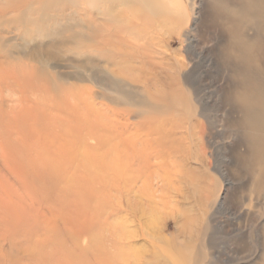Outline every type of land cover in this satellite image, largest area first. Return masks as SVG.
Listing matches in <instances>:
<instances>
[{"label":"rangeland","instance_id":"obj_1","mask_svg":"<svg viewBox=\"0 0 264 264\" xmlns=\"http://www.w3.org/2000/svg\"><path fill=\"white\" fill-rule=\"evenodd\" d=\"M14 1L0 0V264H264V130L252 137L248 115L264 112V19L241 31L257 44L245 62L225 11L238 0ZM131 35L148 46L150 65L140 50L124 69L150 85L113 73L120 56L102 44ZM135 139L147 143L132 158L150 167L138 186L152 178L153 197L122 184ZM85 151L108 174L104 194L62 185ZM131 198L143 211L126 208ZM108 222L120 227L121 251L102 241Z\"/></svg>","mask_w":264,"mask_h":264},{"label":"bare ground","instance_id":"obj_2","mask_svg":"<svg viewBox=\"0 0 264 264\" xmlns=\"http://www.w3.org/2000/svg\"><path fill=\"white\" fill-rule=\"evenodd\" d=\"M2 1V0H1ZM7 1H9V0H7ZM13 2V0H10V2ZM17 1V0H16ZM16 1H14V2H16ZM20 1V0H19ZM19 1H17V3H19ZM40 1V0H39ZM93 1V0H92ZM96 1V0H95ZM95 1H93V3H96L97 4V2H95ZM108 1H110V0H108ZM112 1V0H111ZM115 0H113V2H114ZM4 2H5V0H4ZM9 2V3H10ZM33 2V1H32ZM47 2H49V1H47ZM47 2H43V3H47ZM155 2V1H154ZM36 3V2H35ZM35 3H32V4H34V5H37V4H35ZM89 3V2H88ZM157 3V2H156ZM7 5H8V2L6 3ZM22 4V3H21ZM20 4V5H21ZM26 4V3H25ZM25 4L23 5V6H25ZM41 4V3H40ZM48 4V3H47ZM132 4V3H131ZM141 4H143V3H141ZM2 5H4V4H2ZM11 6H13V4L12 3H10V9H11ZM15 6H18V4L16 5L15 4ZM30 6V5H29ZM39 6V5H38ZM41 6V5H40ZM39 6V7H40ZM0 7H1V5H0ZM7 7V6H6ZM35 7V6H34ZM114 7V6H113ZM142 7V6H141ZM4 8H5V5H4ZM1 9H2V7H1ZM0 9V10H1ZM13 9H15L14 7H13ZM18 9V8H17ZM25 9V8H24ZM33 9H35V8H33ZM129 9V8H128ZM20 10V7H19V9H18V11ZM29 10V9H28ZM142 10V9H141ZM144 10V9H143ZM146 10V9H145ZM151 10V9H150ZM152 10H154V9H152ZM156 10V9H155ZM6 11V10H5ZM30 11V10H29ZM31 11H32V9H31ZM225 11H227V14H226V16H228L229 17V26H228V31H229V34L230 35H232L233 36V38L235 39H233L234 40V46H233V48H232V50H233V53H235L236 55H238V56H240L241 57V55H242V58H241V60L242 61H245V62H247V61H249V58H250V55H252V52H254V50L256 49V46H257V44H256V41L255 42H253V40L252 39H248L247 40V38L246 37H244L242 34H241V31H242V29H243V27H245L246 25H250V24H254V23H256V21H258V20H260L261 18H263L264 19V0H238V2L236 3V4H233V5H230L229 7L227 6L226 8H225ZM1 12H4V10L3 11H1ZM14 12V11H13ZM22 12V11H21ZM9 13V12H8ZM15 13V12H14ZM29 13V12H28ZM36 13V12H35ZM162 13H163V11H162ZM165 13V12H164ZM19 14V12L17 13V15ZM9 15V14H8ZM16 15V16H17ZM20 16H21V14H19ZM23 16H24V12H23V14H22ZM26 15V14H25ZM127 15H129V13L127 14ZM163 15V14H162ZM164 15H168V14H164ZM174 15V14H173ZM14 16V15H13ZM22 16V17H23ZM153 16V15H152ZM3 16H1V18H2ZM8 17H10V16H8ZM19 17V16H18ZM26 17V16H25ZM4 18V17H3ZM7 18V17H6ZM6 18H5V22H6ZM10 18H12V17H10ZM14 19H16L15 17H13ZM20 18V17H19ZM33 18V17H32ZM28 19H29V17H28ZM27 19V20H28ZM157 19V18H156ZM166 19V18H165ZM169 19V18H168ZM9 20V19H8ZM170 20H172V18L171 19H169V22H170ZM16 22L18 21V20H15ZM20 24H21V22H20V19H19V21H18ZM17 22V23H18ZM29 22H30V19H29ZM9 23V22H8ZM16 23V24H17ZM18 23V24H19ZM27 23V22H26ZM123 23V22H122ZM167 23V22H166ZM23 24V23H22ZM116 24H119V22L118 23H116ZM133 25V24H132ZM123 26V25H122ZM9 27V26H8ZM237 27H240V29L239 28H237ZM136 28H137V26H136ZM25 34V33H24ZM31 34H32V32H31ZM26 35H29L28 34V32H26ZM24 36V35H23ZM22 38H24V37H22ZM28 38V37H27ZM26 39V38H25ZM131 40L132 41H134L135 40V38L133 37V35H131V37H130V40L129 41H116L114 38H112V39H109V41L108 42H105V40H104V42H102V44H103V46L105 47H107V46H109V47H111V50H112V52L113 53H116V54H118L119 56H120V58H119V61H121V63L122 64H119V65H117V67H116V69L117 70H115V71H113V73H115V72H117V74H122V75H124V76H126V79L128 78V80L130 81V82H133V83H143V84H145V85H150V84H152L153 82L151 81L152 80V78H149V77H146V78H141L139 75H134L131 71H133L134 70V68L133 67H131L130 69L129 68H127L128 70H125L124 68V66L126 65V64H133V63H136V60L138 59V57L136 56V51H138V53H139V51L140 50H142L143 51V53H142V62H140V65H144L145 63H148V65H150V63H149V54L147 53L146 54V48L148 47L147 45L146 46H144L143 44H141L140 46L138 45V44H136V43H131ZM26 41H28V40H26ZM31 41V40H30ZM36 41V40H35ZM135 41H137V40H135ZM236 41H237V43H236ZM32 42V41H31ZM1 48V47H0ZM92 49V48H91ZM149 49V48H148ZM89 50V49H88ZM101 50H104V48H100V49H98V52H100ZM73 51V50H72ZM226 52V51H225ZM149 55V56H148ZM100 57H102V56H100ZM116 57V56H115ZM103 58V57H102ZM240 60V59H239ZM121 65V66H120ZM114 66H116V65H114ZM137 68H139V70L141 71L142 70V67L141 66H136ZM106 68V67H105ZM114 68V67H113ZM123 68V69H122ZM104 69V68H103ZM105 71L107 72V70L105 69ZM109 71H110V69H109ZM47 72V71H46ZM112 72V71H111ZM134 72V71H133ZM110 75H112L113 77H114V74H111L110 73ZM47 76V75H46ZM48 77V76H47ZM118 78H120V77H116V79H118ZM157 78V81H159V78H161V76H157L156 77ZM170 79L172 78V77H169ZM173 79V78H172ZM36 80V79H35ZM115 83V82H114ZM109 84V83H108ZM115 85V84H114ZM124 86V85H123ZM171 89V88H170ZM32 93V92H31ZM41 95V94H40ZM171 96V95H173L172 94V92H167V96ZM79 96H80V94H79ZM72 97V96H71ZM69 98H70V96H69ZM78 98V97H77ZM71 99V98H70ZM76 99V98H75ZM84 100V99H83ZM89 100V99H88ZM174 100V99H173ZM72 101V100H71ZM77 101V100H76ZM78 103V102H77ZM245 103H248V101H245ZM262 103V102H261ZM89 104V103H88ZM69 105V104H68ZM80 105V104H79ZM82 105V104H81ZM87 105V104H86ZM89 107H91L92 109H93V107H92V105L90 106V105H88ZM261 106H263V109H264V103H262V105ZM88 107V108H89ZM83 110V109H82ZM87 111V110H86ZM94 112V111H93ZM98 112V111H97ZM65 113V112H64ZM70 113H71V111H70ZM68 114V113H67ZM60 115V114H59ZM58 115V116H59ZM62 115V114H61ZM70 115V114H69ZM116 115V114H115ZM248 115L249 116H253L254 118H255V116H256V118H257V120L256 121H254V122H250V124H251V126L249 127V131H250V133H251V136L253 137H255V136H257V134L259 135V133H260V131L262 132L263 130H264V112L263 111H261V112H256V111H254L253 112V110H249V112H248ZM63 116V115H62ZM85 116V115H84ZM95 116H96V114H95ZM101 116V115H100ZM99 116V117H100ZM80 117H81V115H80ZM83 117V116H82ZM85 118V117H84ZM87 118V117H86ZM89 118V117H88ZM87 118V119H88ZM98 118V117H97ZM106 118V117H105ZM109 118V117H108ZM61 119V118H60ZM92 119H96V117H93L92 116V118H89V120L90 121H92ZM99 119H101V118H99ZM116 119V118H115ZM93 120V121H94ZM103 120H104V118H103ZM102 120V121H103ZM59 122H60V120H58ZM62 121V120H61ZM78 121V120H77ZM88 121V120H87ZM100 121L101 120H99V123H100ZM114 121L115 120H113V123H114ZM52 123V122H51ZM70 123H71V121H70ZM72 123H73V121H72ZM81 123V122H80ZM85 123V122H84ZM88 123H89V121H88ZM101 123H103V122H101ZM105 123H107V122H104V124ZM57 124V123H56ZM55 124V125H56ZM109 124V123H108ZM112 124V123H111ZM111 124H109L110 126H111ZM119 124V123H118ZM48 126H49V122H48V124H47ZM91 125V126H90ZM58 126V125H57ZM89 126H90V128L91 129H93V128H95L94 126L95 125H93L92 123H90L89 124ZM114 126V125H113ZM122 126V125H121ZM60 127V126H59ZM63 127V126H62ZM88 127V126H87ZM103 127H104V125H103ZM106 127H108V125L106 126ZM115 127V126H114ZM61 128V127H60ZM81 128H82V126H81ZM87 129H89V128H87ZM91 129H89V130H91ZM121 129V128H120ZM62 130H64V128H62ZM94 130V129H93ZM97 130V129H96ZM107 129H105V131H106ZM112 130V129H111ZM72 131V130H71ZM108 131H109V129H108ZM120 131V130H119ZM138 131H140V130H138ZM143 131V130H142ZM156 131V133L155 134H158L157 133V130H155ZM57 133V132H56ZM67 133V132H66ZM95 133V132H94ZM103 133H104V131H103ZM139 133V132H138ZM55 134V133H54ZM106 134V133H105ZM110 134V133H109ZM109 134H107V135H109ZM167 134V133H166ZM165 134V135H166ZM96 135V134H95ZM97 135H98V133H97ZM96 135V136H97ZM112 135V134H111ZM119 135V134H118ZM121 135H122V133H121ZM143 135V134H142ZM161 135V134H160ZM160 135H158V136H160ZM168 135V134H167ZM57 135H55L54 137H56ZM116 136V135H115ZM123 136V135H122ZM150 136V135H149ZM162 136V135H161ZM46 137H48V136H46ZM54 137H52V138H54ZM83 137V136H82ZM82 137H81V139H82ZM94 137V136H93ZM44 138H45V136H44ZM76 138V137H75ZM111 138V137H110ZM162 139H164V137H161ZM166 138H167V136H166ZM50 139V138H49ZM81 139H80V142H81ZM116 139V138H115ZM120 139V138H119ZM130 139V138H129ZM144 139V138H143ZM254 139V138H253ZM84 140V139H83ZM110 140H112V139H110ZM140 140V139H139ZM167 140V139H166ZM55 140H53L52 142H53V144H56L55 142H54ZM74 142H75V140H74ZM37 143V142H36ZM147 143V141H144V140H140L139 141V143H138V140L136 141V139H135V141L134 142H131L130 143V146H129V151H128V153H130L131 154V157H130V162L132 163L131 164V166L129 165V167H127L126 168V170L128 169L129 170V173H131V176L129 177V178H127V179H125V180H123V182H122V184L124 185V188L126 189V192L127 193H131V194H134V196L135 195H137L138 197H140L141 199L142 198H144V197H153L156 193H157V190H155V189H152V187L151 186H149V184L151 185V182H152V178L150 179V177L148 178V180L145 182H143V184H141L140 186H138V177L141 175V174H145V173H143V172H148V171H150L149 169H150V167L148 166L149 165V161L147 160V159H145V156H141L140 155V157L138 158V157H136V162H137V164L135 163V160H134V158H132L133 156H139V154H140V152H139V150H138V146H142L143 144H146ZM75 145H76V143H74ZM125 144V143H124ZM55 146H57V145H55ZM62 146H64L63 144H62ZM72 146V145H71ZM58 147V146H57ZM84 147H87V146H85L84 145ZM53 148L54 149H56L54 146H53ZM79 148V147H78ZM82 148V147H81ZM100 148V147H99ZM88 149H89V147H88ZM62 150H64V149H62ZM126 150V149H125ZM124 150V151H125ZM58 151V150H57ZM56 151V152H57ZM99 151V150H98ZM44 152V151H43ZM80 152H81V150H80ZM104 152V151H103ZM127 152V151H126ZM125 152V153H126ZM91 153V152H90ZM93 153V152H92ZM98 154H99V152H97ZM154 153V152H153ZM158 153V152H157ZM53 154H54V152H53ZM60 154V153H59ZM84 155H83V158H82V162H78V161H75V163L74 164H70V166H69V173H68V176H67V178H66V185L63 183L62 185H64V187L66 186V189H68V190H71V191H74V189H76L77 191H78V193L79 194H82V193H85V194H88V195H91V194H93V196H95V195H98V194H104V191H106V189L108 188V183H109V178H108V174H107V172H105V171H103V175L101 176V172L98 174L97 173V166L98 165H96V169L95 168H92V161H90L89 159H90V157H89V155H88V153L85 151L84 153H83ZM56 155V154H55ZM55 155H53V156H55ZM58 155V154H57ZM71 155V154H70ZM69 155V156H70ZM82 155V154H81ZM101 155V154H100ZM129 155V154H128ZM145 155V154H144ZM96 156V155H95ZM67 157V156H66ZM72 157H73V153H72ZM170 157V156H169ZM46 158V157H45ZM48 158V157H47ZM64 158V157H63ZM102 158V157H101ZM100 158V159H101ZM137 158H138V161H137ZM154 158V157H153ZM159 157L157 156L156 157V159H158ZM57 159V158H56ZM72 159V158H71ZM165 159V158H164ZM58 160V159H57ZM78 160H79V158H78ZM94 160V159H93ZM125 160H126V158H125ZM34 161V160H33ZM42 161H44V159L43 160H41V162ZM45 161H47V160H45ZM70 161V159L68 158V160H67V162H69ZM101 161L104 163V159L102 160L101 159ZM49 162V161H48ZM106 162V161H105ZM162 162V161H161ZM170 162V161H169ZM173 162V161H172ZM95 163V162H94ZM102 163V164H103ZM107 163V162H106ZM36 164H37V162H36ZM42 164V163H41ZM109 164V163H108ZM130 164V163H129ZM168 164V163H167ZM46 165V164H45ZM47 165H48V163H47ZM51 165H53V164H51ZM60 165V164H59ZM64 165H65V163H64ZM165 165V164H164ZM100 166V165H99ZM133 166H135V168L133 169ZM159 166V165H158ZM40 167H41V165H40ZM42 167H44V166H42ZM51 167V166H50ZM49 167V169H51ZM56 167V166H55ZM62 167V166H61ZM108 167V166H107ZM107 167H106V169H107ZM112 167V166H111ZM162 167V166H161ZM167 167V166H166ZM165 167V168H166ZM39 168V167H38ZM46 168V167H45ZM58 168V167H57ZM109 168H110V166H109ZM114 167H112V169H113ZM146 168H148V169H146ZM41 169V168H40ZM53 169V168H52ZM51 169V170H52ZM61 169V168H60ZM118 169V168H117ZM162 169V168H161ZM168 169H169V167H168ZM50 170V171H51ZM59 170V169H58ZM100 169H98V171H99ZM110 170V169H109ZM119 170V169H118ZM117 170V171H118ZM124 170H125V167H124ZM156 170V169H155ZM261 171H259V173H258V175L259 176H262V177H264V167L263 168H261L260 169ZM40 171H42V170H40ZM108 171V170H107ZM111 172H112V170H110ZM60 172V171H59ZM35 173V172H34ZM48 173V172H47ZM62 173V172H61ZM67 173V172H66ZM151 173V172H150ZM168 173H170L171 174V172L169 171ZM168 173H166L167 175H169ZM38 174H40L39 172H38ZM49 174V173H48ZM54 174V173H53ZM127 175H128V173H126ZM152 175H155V174H157V178L159 179L161 176H159V174H158V172H155V171H153L152 173H151ZM165 174V175H166ZM41 175V174H40ZM148 175V174H147ZM55 176V175H54ZM54 176H53V179H54ZM56 176H57V173H56ZM99 176H101V177H99ZM145 176V175H144ZM170 176V175H169ZM50 177V176H49ZM58 177V176H57ZM121 177V176H120ZM124 177H125V174H124ZM154 177V176H153ZM156 177V176H155ZM154 177V178H155ZM163 177V176H162ZM56 178V177H55ZM50 179V178H49ZM52 179V178H51ZM62 179V178H61ZM156 179V178H155ZM140 180H143V179H140ZM150 180V181H149ZM50 181V180H49ZM54 181H55V179H54ZM163 181V179H161V182ZM166 181H167V178H166ZM60 182V181H59ZM62 182V181H61ZM118 181H116V183L114 182V184L112 185L113 186V189H115L116 190V188H117V186H119V184L117 183ZM160 182V181H159ZM169 182V181H168ZM142 183V182H141ZM168 184V183H167ZM51 185V184H50ZM59 185V184H58ZM62 185H60V186H62ZM110 185V184H109ZM59 186V187H60ZM59 187H58V189H59ZM49 188H51L50 186H49ZM65 189V190H66ZM118 189V188H117ZM123 190V189H122ZM123 191H125V190H123ZM54 193V192H53ZM61 193H63V192H61ZM60 193V194H61ZM109 193H112V191H110ZM108 193V194H109ZM127 193H126V195H127ZM57 194H58V190H57ZM75 194V193H74ZM88 195H87V197H88ZM115 195V194H114ZM61 196V195H60ZM67 197H69V195H66ZM65 196V197H66ZM105 196H106V194H105ZM123 196V195H122ZM121 196V197H122ZM132 196V195H131ZM85 198H86V196H84ZM107 197H108V195H107ZM117 197H119V195H117ZM124 197V196H123ZM122 197V198H123ZM90 198V197H89ZM111 198V197H110ZM109 198V199H110ZM129 198V197H128ZM155 198V197H154ZM101 199V198H100ZM117 199V198H116ZM126 199V198H125ZM131 199H133V198H131ZM130 199V200H131ZM140 199V200H141ZM69 200V199H68ZM120 200V199H119ZM124 200V199H123ZM127 201L126 202V208L132 213V214H136L138 211L140 212V211H143L142 210V207H140V205H139V203L138 202H136L134 199L132 200V201ZM81 201H83V200H81ZM85 201V200H84ZM90 201V200H89ZM99 201V200H98ZM97 201V202H98ZM125 201V200H124ZM65 202V201H64ZM112 202H113V200H112ZM121 202V201H120ZM70 203H72V202H70ZM84 203V202H83ZM86 204V203H85ZM111 204V202L109 203V205ZM68 205V204H67ZM122 205V204H121ZM120 205V206H121ZM72 206V205H71ZM83 206H84V204H83ZM92 206V205H91ZM143 206V205H142ZM78 207V206H77ZM86 207H87V205H86ZM108 207H110V206H108ZM68 208V207H67ZM88 208V207H87ZM93 208L94 207H92V210H93ZM86 209V208H85ZM96 209V208H95ZM100 209V208H99ZM67 210V209H66ZM72 210H73V208H72ZM88 210V209H87ZM98 210V209H97ZM97 210H95V211H97ZM102 210V209H101ZM104 210V209H103ZM113 210V209H112ZM69 211H71V209L69 210ZM79 211V210H78ZM117 211H118V209H117ZM68 212V211H67ZM111 212V211H110ZM85 213V212H84ZM142 213V212H141ZM141 213H140V215H141ZM91 215V214H90ZM68 216V215H67ZM70 217H71V215H69ZM73 216H74V213H73ZM109 216V215H108ZM107 216V217H108ZM63 217V216H62ZM76 217V216H75ZM89 217H91V216H89ZM104 217H105V215H104ZM135 217V216H134ZM97 218H98V216H97ZM99 219V218H98ZM82 220V219H81ZM102 220V219H101ZM72 221V220H71ZM77 221V220H76ZM64 222V221H63ZM75 222V221H74ZM82 222V221H81ZM93 222V221H92ZM91 223V222H90ZM98 223V222H97ZM47 224V223H46ZM75 224V223H74ZM70 225V224H69ZM107 225V224H106ZM90 226V225H89ZM101 226V225H100ZM49 227V226H48ZM73 227V226H72ZM92 227V226H91ZM97 227L98 226H96V228L95 229H97ZM108 227H110V231H112V233H110V237H105L104 239L102 238V241H104L105 240V242H109L110 243V245L108 246V247H110L109 248V250H114L115 252L116 251H121V249H123L124 247L123 246H121V245H119L118 244V242L115 240L116 238H119V237H121V236H119V237H117L119 234V230H120V227H118L119 229H116V230H118V232H116V230H115V228H114V226L112 227L111 226V223H109L108 222ZM70 228V227H69ZM106 228V227H105ZM88 229H89V227H88ZM40 230V229H39ZM70 231L72 230V229H69ZM93 230V229H92ZM69 231V232H70ZM94 231V230H93ZM88 232H91L92 233V231H91V229H89V231ZM97 232H98V230H97ZM42 233V232H41ZM47 233H48V229H47ZM72 233V232H71ZM80 233H81V231H80ZM100 233H102V232H100ZM103 234V233H102ZM114 234L115 235H117V236H114ZM38 235H39V233H38ZM98 235V234H97ZM109 235V234H108ZM93 236V238H95L94 237V235H92ZM45 237V236H44ZM87 237V236H86ZM98 237V236H97ZM102 237V236H101ZM83 238H85V237H83ZM99 238V237H98ZM114 238V239H113ZM71 240V239H70ZM41 241V240H40ZM67 241V240H66ZM38 242V241H37ZM69 242V241H68ZM36 243V242H35ZM39 243H41V242H39ZM96 244L98 243V242H95ZM38 244V243H37ZM36 245V244H35ZM73 245V244H72ZM88 246H89V244H87ZM94 247H95V244L93 245ZM35 248V247H34ZM39 248V247H38ZM46 248V247H45ZM68 248V247H67ZM99 248H100V245H99ZM72 249V248H71ZM71 249L69 250V252L71 251ZM74 249V248H73ZM42 250V249H41ZM94 250V249H93ZM96 251H97V249H95ZM37 251H39V250H36V252ZM34 252V251H33ZM72 252V251H71ZM74 252V251H73ZM91 252V251H90ZM38 253V252H37ZM92 253V252H91ZM97 253V252H96ZM95 253V254H96ZM121 253V252H120ZM67 254V253H66ZM65 254V255H66ZM83 254H85V252H83ZM92 254H94V252L92 253ZM112 254H114L113 252H112ZM120 255V254H119ZM108 256H109V254H108ZM117 256V255H116ZM85 257H87V256H85ZM95 257V256H94ZM119 257V256H118ZM126 257V256H125ZM67 258V257H66ZM90 258V257H89ZM95 258H97V257H95ZM109 258V257H108ZM120 259H121V257H120ZM89 260V259H88ZM97 260H100V259H97ZM107 260H109V259H107ZM152 260H154V259H152ZM148 261L147 262V264L149 263V264H153V262L154 261ZM71 261V260H70ZM87 261V260H86ZM85 261V262H86ZM102 261V260H101ZM101 261L99 262V263H101ZM111 261V260H110ZM87 263V262H86ZM93 263V262H92ZM98 262H96V264H97ZM82 264V263H81ZM93 264H95V263H93ZM108 264V263H107ZM127 264V263H126ZM156 264V263H155Z\"/></svg>","mask_w":264,"mask_h":264}]
</instances>
